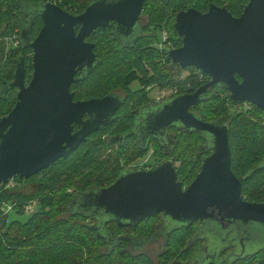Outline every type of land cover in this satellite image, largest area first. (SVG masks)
Segmentation results:
<instances>
[{"label": "trees", "instance_id": "obj_1", "mask_svg": "<svg viewBox=\"0 0 264 264\" xmlns=\"http://www.w3.org/2000/svg\"><path fill=\"white\" fill-rule=\"evenodd\" d=\"M48 1H56L77 15L93 0H0V117L9 113L17 101V89L9 84L20 57L25 61L26 80L31 79L33 51L29 43L43 25L37 7ZM212 3L227 6L234 16H240L248 0H147L143 16L153 26L151 31L143 25L139 37L130 44L119 40L114 26L97 29L88 38L96 43L97 60L90 72L71 86L75 100L123 90L128 102L112 125L89 135L67 157L28 179L14 177L0 185V264H153L145 253H132L130 245L134 239L158 234L165 222L163 214L137 224L120 225L102 209L95 211L86 194L113 184L131 169L130 162L145 156L150 148L160 159L158 164L180 160L177 173L184 186L199 173L203 159L213 149L206 133L171 125L167 128L171 138L163 146L155 137L140 145L137 136L130 133L136 122L133 109L152 100L146 90L150 83L160 89L173 88V95H181L210 81L209 74L194 66L173 65L168 49L181 45L174 26L176 12L190 7L205 12ZM164 28L169 43L158 48L155 44L161 41ZM14 33L19 34L20 43L8 46L6 38ZM149 66L155 71L152 76ZM136 79L141 80V87L132 90L130 85ZM242 104L234 102L227 86L219 82L209 87L191 110L205 121L228 124L231 168L242 181L243 197L264 202V166H260L264 157V110L253 104L250 110H242ZM231 106L239 109L232 110ZM31 200L37 205L33 212L26 213L24 206ZM8 204L13 208L5 212ZM23 214L28 215L25 220L21 219ZM198 232L197 222L173 227L168 232L162 263L189 259L199 250L192 241ZM240 260L234 264H264V248Z\"/></svg>", "mask_w": 264, "mask_h": 264}, {"label": "water", "instance_id": "obj_2", "mask_svg": "<svg viewBox=\"0 0 264 264\" xmlns=\"http://www.w3.org/2000/svg\"><path fill=\"white\" fill-rule=\"evenodd\" d=\"M146 1L93 0L77 15L56 1L38 5L43 25L29 43L31 79L26 80L20 57L9 84L17 88V101L0 117V185L14 177L28 179L67 157L120 108L122 101L113 94L75 100L71 86L96 63V44L87 38L108 26L132 34ZM174 26L182 43L168 50L173 65L194 66L211 79L193 92L164 100L151 125L166 130L174 124L207 133L212 152L186 187L174 162L165 160L153 169L125 170L113 184L88 192L86 199L120 225L162 213L164 220L184 226L201 220L223 228L251 222L264 227V202L243 197L242 181L231 168L228 124L205 121L191 110L219 82L234 102L264 110V0H248L240 16L214 3L205 12L190 7L177 12ZM73 124L79 126L77 131Z\"/></svg>", "mask_w": 264, "mask_h": 264}, {"label": "flooded vegetation", "instance_id": "obj_3", "mask_svg": "<svg viewBox=\"0 0 264 264\" xmlns=\"http://www.w3.org/2000/svg\"><path fill=\"white\" fill-rule=\"evenodd\" d=\"M142 19L143 14L140 17L138 24L136 25L135 30L134 32H132V34L125 35V30H117L119 40H121L123 43L128 44L135 41L139 37L141 29H143V24L141 22ZM88 38L87 40H89ZM238 78L241 79V77L239 76ZM112 94L121 99L122 105L108 119L107 124H104L103 128L109 127L114 123L116 119H118L119 111L128 102L126 100V94L123 90H117ZM174 96L176 95H171L169 98H173ZM149 97L151 96L149 95ZM151 99L152 100L149 103H145L143 105L141 104L138 107H135L134 103H132V105H134L135 107L133 110L136 111V122L134 124V129L131 131L130 134L137 136L136 141L140 145H144L143 142H145L147 138L151 137L152 140V138L155 137L159 138L163 146L164 143L170 140L172 132L169 131L170 129L159 130L152 127L151 124L152 119L154 117V115L152 114L158 112L161 109L163 101H160V99L155 100L153 97ZM89 117L90 116L88 114L85 115V119ZM73 128L74 131H77L79 129V126L77 124H73ZM100 129H102V127ZM160 164L154 167H145L142 165L135 169H153L159 166ZM260 166H264V163H260ZM196 222L199 226V232L195 236V238H193L192 241L198 245L199 250L195 252L189 259L180 260L176 258L165 264H234L236 261H241L240 259H246V256H248L249 254H253L259 251L258 249L255 252L250 253L249 249L251 247L263 246L260 249L264 248V227L258 223L251 222L249 224L244 225L240 223H235L223 228L221 225H218L214 222H204L201 220H198ZM159 228H161V234H156L148 238L140 237L134 239L132 242L133 244L130 245V251L134 254L145 253L151 258L153 264H155L153 258L155 257V255H157L158 264H163L162 262L165 260L166 257L165 252L167 246L168 232H170L173 227H170V224L165 221L159 226ZM152 244H156L154 246L158 248L157 251L153 253H151L152 250L147 248V246Z\"/></svg>", "mask_w": 264, "mask_h": 264}, {"label": "rangeland", "instance_id": "obj_4", "mask_svg": "<svg viewBox=\"0 0 264 264\" xmlns=\"http://www.w3.org/2000/svg\"><path fill=\"white\" fill-rule=\"evenodd\" d=\"M177 13V12H176ZM176 16V15H175ZM175 16H174V22H175ZM142 24L146 27H147V30L148 31H151L153 29V26L150 25V22L148 21V17L147 16H143V19L141 20ZM160 28V27H159ZM155 29V28H154ZM167 29L164 28L163 31H162V34H160V39L161 41H158L155 46L160 48V47H164V44L165 43H169L168 42V38H169V34L168 32L166 31ZM177 31V30H176ZM168 35V36H167ZM179 35V34H178ZM179 37L181 38V36L179 35ZM161 42V43H160ZM181 43H182V38H181ZM163 45V46H162ZM169 46V45H168ZM169 47H167L168 49ZM170 49V48H169ZM168 49V50H169ZM157 61H161V59H157ZM163 61V60H162ZM148 68V72H149V75H153L155 73L154 69L151 68L150 66L147 67ZM141 80L139 79H136L134 80L130 87L132 90H137L141 87ZM146 90L149 91V94L151 97H153L155 100L156 99H160V101H164L166 99H168L170 97V95H173V88H169V87H166V88H163V89H160L155 83H150ZM145 90V91H146ZM170 100V99H168ZM240 103H244L242 104V110H250L251 109V106H250V103L248 102H240ZM164 104V103H163ZM238 107H241V106H238ZM232 110H238L239 108L237 107H233L231 106ZM241 109V108H240ZM207 134V133H206ZM154 155H156L155 153V150L154 148H150L149 151L147 152V154L145 156H140L138 158H136L133 162H130L129 164V167L131 169H135L139 166H145V167H150V166H154V165H157L159 162H160V159L159 158H156ZM173 161V160H172ZM175 166H176V169L178 166L181 165V162L180 160H176V161H173ZM261 163H264V157L261 159ZM122 164H124V162H122ZM12 184H15L14 182H12ZM189 185V184H188ZM188 185H185V186H188ZM28 217L27 214H23L21 215V219L25 220L26 218ZM166 221V220H165ZM168 221V224H170V227H174L177 225V223L175 221H170V220H167ZM166 221V222H167ZM170 221V222H169ZM162 224V223H161ZM158 234H161L160 232ZM162 237V236H161ZM264 244V243H263ZM156 244H152V245H149L147 246V248H149L150 250H152L151 253L157 251L158 248H156V246H154ZM154 246V247H152ZM261 247L263 246H255V247H251L249 249L250 253H253L255 252L256 250L260 249ZM154 250V251H153ZM154 259V263L155 264H158V260H157V255H155V257L153 258Z\"/></svg>", "mask_w": 264, "mask_h": 264}, {"label": "built area", "instance_id": "obj_5", "mask_svg": "<svg viewBox=\"0 0 264 264\" xmlns=\"http://www.w3.org/2000/svg\"><path fill=\"white\" fill-rule=\"evenodd\" d=\"M7 41V45L10 46L12 45L13 47H16L19 45L20 43V38H19V34L14 33L12 36H9L6 38ZM176 91V90H175ZM175 91H173L172 93L175 94ZM37 205V202L35 200H31L28 201L25 206H24V210L26 213H31L34 211L35 207ZM13 208L12 204H8L6 206L5 212H8L9 210H11Z\"/></svg>", "mask_w": 264, "mask_h": 264}]
</instances>
